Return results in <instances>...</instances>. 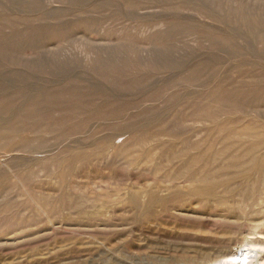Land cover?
Instances as JSON below:
<instances>
[{
    "label": "rangeland",
    "instance_id": "rangeland-1",
    "mask_svg": "<svg viewBox=\"0 0 264 264\" xmlns=\"http://www.w3.org/2000/svg\"><path fill=\"white\" fill-rule=\"evenodd\" d=\"M256 144L264 0H0V264L223 259L242 236L222 208L213 226L184 216L213 202L148 193Z\"/></svg>",
    "mask_w": 264,
    "mask_h": 264
},
{
    "label": "bare ground",
    "instance_id": "bare-ground-1",
    "mask_svg": "<svg viewBox=\"0 0 264 264\" xmlns=\"http://www.w3.org/2000/svg\"><path fill=\"white\" fill-rule=\"evenodd\" d=\"M262 149H264L263 145L256 144L243 154L230 155L232 154L230 153L229 156H216V153L206 159L203 157V159L181 161L180 165L184 166L185 170L181 167L174 168L165 174L166 181L171 184L170 190L173 189L171 194L161 197L154 189L148 193L150 198L148 206L153 207L154 203L160 202L159 204H162L167 211L178 199L191 201L192 197L197 196L200 202L204 201L207 204L213 202V205L206 209L207 214L201 215L191 208L192 210L184 216L187 215L189 219L199 223H203L204 220L200 216H204L208 223L219 226V219L213 217L212 213L222 208L221 213L229 216L230 222L219 227L224 230L228 228L240 230L239 236L242 237L234 253L224 254L223 259L209 258L202 264H264V150ZM184 184L190 185L191 188L183 191L181 186ZM184 187L187 189V186ZM133 194L131 201L134 205H138L140 195L137 192ZM229 199H233L235 203L228 205ZM184 207L187 210L186 204ZM238 223H242L239 228Z\"/></svg>",
    "mask_w": 264,
    "mask_h": 264
}]
</instances>
